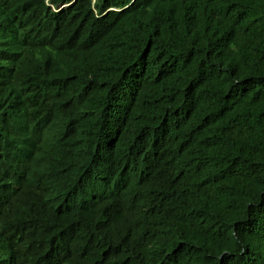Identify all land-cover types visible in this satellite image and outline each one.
I'll return each instance as SVG.
<instances>
[{
    "label": "trees",
    "instance_id": "1",
    "mask_svg": "<svg viewBox=\"0 0 264 264\" xmlns=\"http://www.w3.org/2000/svg\"><path fill=\"white\" fill-rule=\"evenodd\" d=\"M0 264H264V0H0Z\"/></svg>",
    "mask_w": 264,
    "mask_h": 264
},
{
    "label": "clouds",
    "instance_id": "2",
    "mask_svg": "<svg viewBox=\"0 0 264 264\" xmlns=\"http://www.w3.org/2000/svg\"><path fill=\"white\" fill-rule=\"evenodd\" d=\"M66 6L68 4H63L61 8ZM37 155L38 152L35 155L23 157L20 162L10 168L12 171L9 173L13 177H7L3 186L7 191L9 189L12 196L15 192L23 191L29 199L32 198L33 201L39 202L42 197L50 194L55 185L66 183L65 179H68V176L64 178L62 175L65 172L63 164L53 157V152H47L41 157ZM40 194L42 197L39 196ZM12 196L8 193L7 199L11 200ZM87 196L88 191L86 189L80 190L70 206L77 209H87L90 205V201L86 200Z\"/></svg>",
    "mask_w": 264,
    "mask_h": 264
}]
</instances>
